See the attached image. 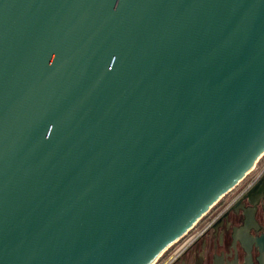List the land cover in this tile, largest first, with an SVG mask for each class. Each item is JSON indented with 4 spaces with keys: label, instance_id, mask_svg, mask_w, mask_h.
Returning a JSON list of instances; mask_svg holds the SVG:
<instances>
[{
    "label": "water",
    "instance_id": "obj_1",
    "mask_svg": "<svg viewBox=\"0 0 264 264\" xmlns=\"http://www.w3.org/2000/svg\"><path fill=\"white\" fill-rule=\"evenodd\" d=\"M264 153V0H0V264H151Z\"/></svg>",
    "mask_w": 264,
    "mask_h": 264
},
{
    "label": "flooded vegetation",
    "instance_id": "obj_2",
    "mask_svg": "<svg viewBox=\"0 0 264 264\" xmlns=\"http://www.w3.org/2000/svg\"><path fill=\"white\" fill-rule=\"evenodd\" d=\"M151 264H264V153Z\"/></svg>",
    "mask_w": 264,
    "mask_h": 264
},
{
    "label": "built area",
    "instance_id": "obj_3",
    "mask_svg": "<svg viewBox=\"0 0 264 264\" xmlns=\"http://www.w3.org/2000/svg\"><path fill=\"white\" fill-rule=\"evenodd\" d=\"M188 230H189V228H188ZM186 232H187V231H186ZM184 233H185V232H184ZM184 233H183V234H184ZM183 234H182V235H183ZM182 235H181V236H182ZM181 236H180V237H181ZM178 238H179V237H178ZM178 238H177V239H178ZM177 239H176V240H177ZM176 240H174L173 242H175ZM173 242H172V243H173ZM172 243H170V244H172ZM170 244H169V245H170ZM169 245H168V246H169Z\"/></svg>",
    "mask_w": 264,
    "mask_h": 264
},
{
    "label": "rangeland",
    "instance_id": "obj_4",
    "mask_svg": "<svg viewBox=\"0 0 264 264\" xmlns=\"http://www.w3.org/2000/svg\"><path fill=\"white\" fill-rule=\"evenodd\" d=\"M262 155H263V154H262ZM260 157H261V156H260ZM260 157H259V158H260ZM259 158H258V159H259ZM256 162H257V161H256ZM253 167H254V166H253ZM253 167H252V168H253ZM252 168H251V169H252ZM251 169H250L249 171H251ZM249 171H248V172H249ZM248 172H247V173H248ZM222 195H223V194H222ZM222 195H221V196H222ZM213 204H214V203H213ZM213 204H212V205H213Z\"/></svg>",
    "mask_w": 264,
    "mask_h": 264
}]
</instances>
